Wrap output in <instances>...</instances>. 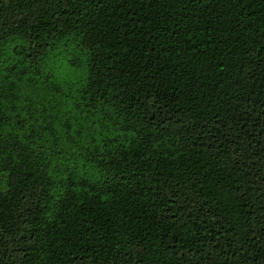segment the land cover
<instances>
[{"label": "trees", "instance_id": "obj_1", "mask_svg": "<svg viewBox=\"0 0 264 264\" xmlns=\"http://www.w3.org/2000/svg\"><path fill=\"white\" fill-rule=\"evenodd\" d=\"M66 38L67 164L14 109ZM0 264H264V0H0Z\"/></svg>", "mask_w": 264, "mask_h": 264}, {"label": "rangeland", "instance_id": "obj_2", "mask_svg": "<svg viewBox=\"0 0 264 264\" xmlns=\"http://www.w3.org/2000/svg\"><path fill=\"white\" fill-rule=\"evenodd\" d=\"M76 57H78L81 75L84 72L85 60L82 51L72 39L66 38L60 41L57 47L43 59L44 70L51 71L58 77L59 90L57 92L48 91L45 95V90L40 86L41 79L36 80L37 85L34 88L21 83L18 98L14 102L15 113L24 116L26 124L31 123L42 136L48 133L43 131L42 121L45 117L46 120L51 121L52 133L59 149L63 152L61 156L65 164L72 161L64 158V153L69 154V152L79 150L91 136L97 139L100 133H104L105 128L102 130L101 127L106 125L99 116L88 115L82 105H78V108L74 105L77 87L72 86L71 89H67L65 84L73 82L75 76L72 71L74 69L65 67V59ZM68 72L72 75H67ZM41 99L46 102L45 108H41L38 104ZM6 104L4 102L3 106L8 112L10 109ZM12 116L11 114L9 123L12 122Z\"/></svg>", "mask_w": 264, "mask_h": 264}]
</instances>
